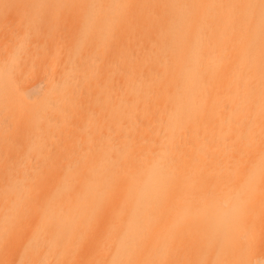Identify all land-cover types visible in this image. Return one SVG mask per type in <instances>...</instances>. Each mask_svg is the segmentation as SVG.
<instances>
[{"label":"bare ground","instance_id":"obj_1","mask_svg":"<svg viewBox=\"0 0 264 264\" xmlns=\"http://www.w3.org/2000/svg\"><path fill=\"white\" fill-rule=\"evenodd\" d=\"M0 264H264V0H0Z\"/></svg>","mask_w":264,"mask_h":264}]
</instances>
